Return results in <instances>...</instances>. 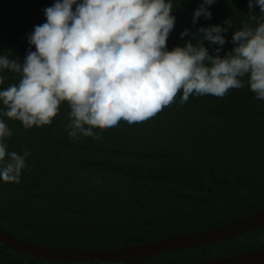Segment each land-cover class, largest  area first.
Wrapping results in <instances>:
<instances>
[{
    "label": "trees",
    "instance_id": "obj_1",
    "mask_svg": "<svg viewBox=\"0 0 264 264\" xmlns=\"http://www.w3.org/2000/svg\"><path fill=\"white\" fill-rule=\"evenodd\" d=\"M55 0H0V55L23 60L27 35L45 22ZM202 0H172L176 17L169 50L195 44L200 27L231 18L232 33L256 27L248 0H215L211 19L193 24ZM252 14L260 15L256 6ZM226 27V26H225ZM208 47L216 55L217 45ZM234 45L226 43L221 56ZM34 51L35 48L33 47ZM0 89L19 82L0 72ZM244 87L221 97L180 95L152 118L93 129V136L68 135L67 103L50 125L26 130L5 117L12 135L7 150L23 155L20 183L0 182V228L23 240L56 247L105 248L215 227L264 209V100ZM264 248V226L213 243L150 257L140 264H184ZM0 264H124L51 261L0 244Z\"/></svg>",
    "mask_w": 264,
    "mask_h": 264
},
{
    "label": "clouds",
    "instance_id": "obj_2",
    "mask_svg": "<svg viewBox=\"0 0 264 264\" xmlns=\"http://www.w3.org/2000/svg\"><path fill=\"white\" fill-rule=\"evenodd\" d=\"M214 3L202 0L192 13L193 24L201 17L211 19ZM256 6L259 17L252 14ZM248 8L257 26L234 31L231 41L224 35L232 26L228 18L226 27H200L195 44L193 33L184 29L180 38L190 39L169 50L176 23L172 0H55L43 9L45 22L27 35L25 58L0 55V72L20 76L18 83L0 89V182L20 183L30 155L7 150L12 131L5 117L26 130L42 127L67 103L68 135L76 138L122 120L146 121L178 94L180 104L192 95L222 98L244 87V77L256 99L264 100V0H248ZM203 41L218 46L216 55L209 54ZM226 43L234 46L221 56Z\"/></svg>",
    "mask_w": 264,
    "mask_h": 264
},
{
    "label": "water",
    "instance_id": "obj_3",
    "mask_svg": "<svg viewBox=\"0 0 264 264\" xmlns=\"http://www.w3.org/2000/svg\"><path fill=\"white\" fill-rule=\"evenodd\" d=\"M264 226V209L250 215L196 232L157 238L119 247H56L32 243L0 228V244L30 257L51 261H97L101 263L140 264L168 252L197 247L227 239ZM184 264H264V248L214 256Z\"/></svg>",
    "mask_w": 264,
    "mask_h": 264
}]
</instances>
